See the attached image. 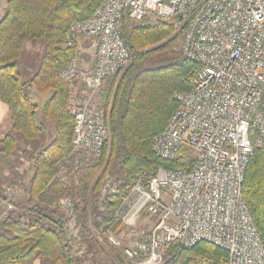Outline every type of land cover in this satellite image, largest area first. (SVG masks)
<instances>
[{"label": "built area", "instance_id": "obj_1", "mask_svg": "<svg viewBox=\"0 0 264 264\" xmlns=\"http://www.w3.org/2000/svg\"><path fill=\"white\" fill-rule=\"evenodd\" d=\"M98 1L92 14L72 22L66 33V44L79 36L93 39L96 56L83 71L75 53L59 73L68 86L74 124L71 152L57 163L55 177L77 185L80 170L102 158L109 117L94 98L108 78L127 67L124 21L155 25L173 18L175 50L197 66L189 88L174 92L176 107L154 136L152 150L173 160L188 148L194 161L189 169L159 167L146 183L138 180L128 194L132 205L117 209L125 227L141 215L153 217L150 233L133 238L129 229L125 243L122 234L108 232L106 240L122 246L133 264H161L170 245L200 241L225 249L227 264H264V244L242 195L249 159L264 144V0ZM117 184L111 174L104 176L98 205ZM58 205L68 210L65 227L71 238L80 230L71 198L61 196ZM13 208L9 201L5 212Z\"/></svg>", "mask_w": 264, "mask_h": 264}, {"label": "trees", "instance_id": "obj_2", "mask_svg": "<svg viewBox=\"0 0 264 264\" xmlns=\"http://www.w3.org/2000/svg\"><path fill=\"white\" fill-rule=\"evenodd\" d=\"M98 2L6 0V12L0 19V100L8 106L11 127L0 140V154L15 150L14 134L33 140L48 131L50 139L32 156L31 175L20 201L24 218L7 215L0 220V264H34L37 259L43 264H76L65 242L68 210L58 205L61 196L71 198L81 234L94 227L106 243V234L115 232L121 224L116 211L135 182L146 183L159 167L189 169L194 161L188 148H181L173 160L161 159L153 152L152 141L166 127L176 107L174 92L189 88L197 62L178 52L164 62L177 40L173 18L155 25L126 20L122 37L134 59L119 76L110 78L102 91V108L109 113V143L99 162L80 170L77 185H67L55 177L57 163L71 152L74 124L68 109V86L59 73L77 53L78 43L66 44V33L72 22L88 18ZM38 39L44 41L38 69L24 81L18 69L19 58L25 42ZM156 44L160 45L155 50H148ZM155 51H162V64L144 66ZM26 87L47 95L41 110L47 125L38 121V105L26 93ZM106 174L118 182L117 189L98 205ZM89 194L95 195L90 212ZM242 195L264 244V144L255 148L249 159ZM106 244L116 264H133L122 246ZM227 262L225 249L200 241L192 246L170 245L161 264Z\"/></svg>", "mask_w": 264, "mask_h": 264}, {"label": "rangeland", "instance_id": "obj_3", "mask_svg": "<svg viewBox=\"0 0 264 264\" xmlns=\"http://www.w3.org/2000/svg\"><path fill=\"white\" fill-rule=\"evenodd\" d=\"M34 41L36 40H27L25 42L22 54L19 58L18 69L20 70L22 79L24 81L29 79L37 71L44 48V41L42 39L37 40V42ZM176 42L177 40L175 41V43ZM34 43L36 44L34 45ZM77 43V53L80 61V69L83 71H87L95 61L96 43L93 39H89L83 36H79L77 38ZM175 43L172 44L170 51L167 52L171 55L168 56V59H165L164 62L166 60H169L172 55H175L174 52H177L175 50V47H173L175 46ZM160 44L151 46L148 48V50L153 51ZM150 55L151 56L149 58V61L145 62L144 66L154 67L162 64V51H155ZM133 59L134 58L131 56L130 53V59L127 63V67ZM125 69H123V71ZM123 71H120L118 73V76ZM110 78H108L107 80H109ZM109 83L110 80L109 82H104V87L102 86L103 88H100L98 90L97 95L94 98V103L101 108L104 104L103 98L101 99L102 91L105 89V87L109 85ZM26 93L31 97L32 101L38 105V121H42L45 125H47V122L43 119L41 115L43 103L47 95L36 93L32 87H26ZM108 114L109 113L107 111V115ZM14 135L16 138L15 150L9 155L0 154V220L7 215H12L21 219L24 218L23 207L20 204V201L23 198L22 191L24 189V185L31 175L30 165L32 156L37 152L41 145H43L50 139L48 131H44L43 133H41L39 138L33 140H28L21 134ZM108 143L109 141L106 143V145ZM190 152L191 154H194L192 150H190ZM103 181L104 178L102 180V183ZM7 187L11 188V192L9 194L11 196L5 194V190H8ZM17 191L19 193L18 195ZM94 199L95 195L89 194L87 200L89 210L88 212H90ZM133 200V196H127L121 206V209L126 211V209L130 205H132ZM9 201L14 205V208L8 212H5L6 204ZM75 220L77 221L76 223H78L77 216ZM132 223V226H128L129 228L125 227L124 224L121 223L120 226L116 229V231L112 233L116 235L122 234L121 239L126 243L130 238V236H126L129 229L131 230V233L133 232L134 234L133 238H137V236L142 233H145L147 235L154 227L155 219L148 215H141L137 217ZM66 238L67 239L65 242L67 244L68 251L70 253V256L75 260L76 264H116L110 254L109 248L106 246L107 240L106 243H104V237H100L94 227H91L90 229H88L87 232H84L82 234L80 229L75 236H72L71 238ZM164 258L165 250L163 252V260ZM37 260L39 261V264H43V261H40L39 259Z\"/></svg>", "mask_w": 264, "mask_h": 264}, {"label": "crops", "instance_id": "obj_4", "mask_svg": "<svg viewBox=\"0 0 264 264\" xmlns=\"http://www.w3.org/2000/svg\"><path fill=\"white\" fill-rule=\"evenodd\" d=\"M5 12H6V0H0V19L4 16ZM34 42H37V40ZM35 44L36 43H34V45ZM93 65H94V63H93ZM108 81L109 80L105 81V83ZM101 99H102V97H101ZM10 127H11V119H10V115H9V111H8V106L3 101L0 100V140L6 134V132L10 129ZM22 192H23L22 194L24 196V189ZM18 194L19 193L17 191V195ZM38 262H39L38 260H35L34 264H39Z\"/></svg>", "mask_w": 264, "mask_h": 264}]
</instances>
